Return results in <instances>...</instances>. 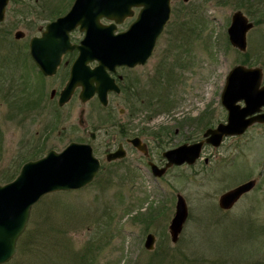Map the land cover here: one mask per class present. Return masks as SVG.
I'll return each mask as SVG.
<instances>
[{
	"label": "rangeland",
	"instance_id": "374dc122",
	"mask_svg": "<svg viewBox=\"0 0 264 264\" xmlns=\"http://www.w3.org/2000/svg\"><path fill=\"white\" fill-rule=\"evenodd\" d=\"M20 1L23 13L17 15L18 21L14 23L11 7L0 25V32L6 31L4 37L0 33V184L15 179L23 162L45 156L50 149L61 151L71 141L91 143L100 167L87 186L46 195L40 201L41 205L32 209L31 218L52 198L74 201L77 206L70 204V208L81 215L83 226L74 230L72 222L69 225L71 231L58 233L68 242L67 249L71 252L65 253L67 249H64L62 255L50 246L38 255L35 249L28 250L25 239L6 264H76L71 261V256L82 253L88 246L92 252L87 251L84 264H264L263 125H253L246 134L227 139L218 149L205 143L200 158L193 165L170 168L160 177L150 172L147 163L148 160L161 163L163 150L198 142L205 129L220 122L223 115L220 95L226 74L232 67L238 64L259 67L264 81V9L252 17L226 0H171L170 20L158 35L147 64L137 70L148 82L158 68L157 88L166 91L171 104L165 105L166 108L159 106L153 114L142 109L128 119L126 109L130 110L131 104L126 106L125 96L120 94L112 98L116 119L113 116L112 121H104L96 116L95 110L99 108L96 102L80 103L77 91L59 107L56 103L64 82L62 70L45 77L30 63L29 39L40 35L46 23L63 15L73 0ZM183 6L197 9L201 19L186 39H180L182 33L173 30L171 25L178 19L175 12ZM54 7L58 8V15L48 17L47 13ZM236 10L242 11L250 21L260 20L247 31L244 53L228 43L226 33ZM136 13L135 10L132 17L119 24L117 31L125 30ZM16 30L24 32V37L15 39L13 32ZM82 36L83 32L78 29L70 34L72 41H78ZM167 69L174 73L171 81L165 78ZM38 88L41 92L39 100ZM52 89L56 91L54 97L49 94ZM7 92L11 97L5 96ZM28 100L23 110H18V105ZM132 103L135 106V99ZM82 108L84 119L88 121L85 127L78 124ZM119 109L124 110L123 115ZM119 123L128 124L124 127L127 137L136 135L141 127L150 132L167 127L171 132H163L162 139V133L156 139L149 133L138 134L147 143L151 158L123 142L126 157L119 162H107V146L114 149L115 140L123 137L118 134ZM105 128L109 130L108 136L103 135ZM94 130L99 134L95 141L89 138ZM225 146H229L230 154L241 153L245 162L249 157L260 160L255 170L261 180L259 205L254 211L244 213L241 222L244 230L257 233H225L234 229V215L242 210H238L240 205L247 203L243 201L228 216H223L217 206L216 200L230 183L222 178L224 173L218 162L225 154ZM207 157L212 161L210 165L204 162ZM234 173L232 171L230 175ZM177 193L186 200L188 217L178 239L172 242L168 224L174 213ZM148 233L155 236L151 250L143 247ZM160 250L164 253L157 254Z\"/></svg>",
	"mask_w": 264,
	"mask_h": 264
},
{
	"label": "water",
	"instance_id": "95a60500",
	"mask_svg": "<svg viewBox=\"0 0 264 264\" xmlns=\"http://www.w3.org/2000/svg\"><path fill=\"white\" fill-rule=\"evenodd\" d=\"M187 1V0H184ZM170 0H74L68 12L53 19L45 25L39 36L29 41V53L33 63L43 75L55 74L62 55L74 49L78 55L70 67V75L59 92L57 104L66 103L75 88L80 86L79 99L86 102L97 93L99 102L107 103L106 93L112 86L105 88L107 74L104 69L116 64L130 67L143 64L152 54L158 35L167 23L171 7ZM6 0H0V22L4 20ZM133 7L140 8L135 21L126 31L114 33L116 24L126 16L133 15ZM101 17L112 20L104 25ZM227 29L228 40L232 47L241 52L246 51V33L253 27V22L240 10L232 13ZM84 32L79 43L72 44L69 33L77 28ZM20 39L24 32H14ZM98 61L94 68L88 62ZM262 69L235 65L226 77V84L221 92V102L228 110L226 123H218L214 128L204 131L202 140L183 143L162 155L167 159L164 167L150 162L151 173L161 176L166 169L184 162L192 164L199 158L204 143L218 146L223 136L241 134L246 127L256 120L264 122V114L258 119L248 117L264 105V85L259 87ZM94 83L97 85L94 86ZM52 89L50 97L54 96ZM244 102L240 107L237 102ZM83 110L80 118L82 119ZM93 136V134L91 135ZM139 152L147 155V145L139 137L128 141ZM126 151L122 145L106 155L107 161L122 159ZM100 161L93 155L92 146L88 143L71 141L61 151L50 149L45 156L24 162L15 179L0 184V264L8 262L15 254L17 242L25 231L32 207L43 196L58 192L71 191L88 185L95 177ZM253 182L242 184L221 194L219 206L230 208L239 196L251 188ZM181 194H176L175 210L168 225L172 242H176L188 208ZM144 246L153 248L155 236L145 235Z\"/></svg>",
	"mask_w": 264,
	"mask_h": 264
},
{
	"label": "flooded vegetation",
	"instance_id": "af4514ba",
	"mask_svg": "<svg viewBox=\"0 0 264 264\" xmlns=\"http://www.w3.org/2000/svg\"><path fill=\"white\" fill-rule=\"evenodd\" d=\"M6 1H7V4H6V7H5V18H4V20L2 22H4L5 19H6V11H8L12 7V11L11 12L13 14V17L15 16L14 17V23H15L19 19L17 17V15L20 12L23 11L21 9V7H20V4L22 2L20 0H6ZM66 6L67 5L64 4V8H66ZM135 10L138 12L139 9L136 8ZM102 20H105V22H102L104 24H107V23L111 22V21L106 20L105 18H103ZM2 22H0V25L2 24ZM120 31H122V30H120ZM0 33H1L2 37H4L6 35V31H2ZM17 40H19V39H17ZM79 40L78 41H72V43H77V42H79ZM77 54H78L77 50H72V51L64 53L62 58H61L60 65L58 66V68H57L55 73H57L59 70H62V73L64 74V82L68 79V77L70 75V72H69L70 71V67H71V65L73 63V60H75ZM30 61H31V59H30ZM97 64H98V62L94 61V62H91V63H89L87 65H88V67L92 68V67L96 66ZM146 64H147V61L145 63H143V64H137V65H135L133 67H130V66L124 65V64H116L112 68L104 69L106 74H107V76H105L107 81H106V83L103 84V87L105 89V88H107V87H109L111 85L112 88H110V90H107V93H106V98H107L106 101H107V103H105V105L102 104L101 102H99V98H98L97 93L96 94L94 93V95L88 100V101L94 100L96 102V104L99 106V108H97L95 110L96 116L100 117V119H102L104 121H112L113 120V116H114V114L112 112V110L114 109L113 99L112 98L114 96H117V95H120V94H124V96H125V100L124 101H126V106H127V104H131L132 100L135 99V96H137L140 93H142L141 90H143L145 88L147 89V80L142 79L143 75H139L137 73V70H139V68H144V66ZM32 66L34 68L35 65H32ZM262 77H263V74H262ZM225 84H226V77H225V82L223 84V87L225 86ZM63 85H64V83H63ZM96 85L97 84L94 83V86H96ZM262 85H264V81L263 80L261 81V84L259 85V87H261ZM80 90H81V87L78 86L75 89V91H74V92L77 91L78 99H79ZM88 101H86V102H88ZM80 103H82V102L80 101ZM84 103H82V104H84ZM237 104L240 107L244 106L243 105L244 104L243 101L242 102L238 101ZM64 105H65V103H64ZM82 109H84V108H82ZM82 109H80V111ZM128 110L129 109L127 107V109H126L127 117H128V119H131V115H130V112ZM118 111H119L120 115L124 114V110L123 109H119ZM222 111H223V115L221 116L222 119L220 120V122L225 123L227 121V117H228V110L226 109V107L222 106ZM84 113H85V110H84ZM263 114H264V105L259 109V111H256L253 115H250L248 117H253L255 119H258L259 116L263 115ZM115 119H116V117H115ZM86 122H88L87 119L85 120L84 117H83V120L80 121V117H79V123L78 124H80L81 126L85 127V124H87ZM127 125L128 124L123 125L122 123H119V131H118L119 133L118 134L119 135H123V137L120 138V140H118V141L115 140V137H114L113 140H115V143H114L115 148L110 150V147L107 146L108 151L106 150L105 155L108 154L109 152L114 151L115 149H117L119 145H122L124 147V145H123L124 143L129 144V142H128L129 139H131V138H133L135 136H138V134H136V135H131L130 137H127L125 135L126 133L124 131L125 130L124 127L127 126ZM216 125L211 126V128L215 127ZM253 125H263L264 126V122H260V121L256 120L254 123L248 125L246 127V129L243 131V133H241V134H233V136L232 135H227V136L222 137V140H221V142H220V144L218 146H212L211 144H209V145H211L214 149H218L220 147H223L227 139H229V138H239V137L243 136V134H246L248 129L251 128ZM91 132H93L94 135L91 136L89 134V138L91 140H93V141L97 140V137H99V134H97L95 132V130L91 131ZM107 132H109V130L108 129L106 130V128H105L103 130V135L104 136H108L109 133H107ZM138 137H140V136H138ZM123 138H124V140H123ZM141 140H142V138H141ZM85 143H89V142L85 141ZM89 144H91V143H89ZM129 147H130V149H135L130 144H129ZM228 147L229 146H225L224 147L225 149L223 150V154L224 153L225 154L221 158H219L218 162H219V165L221 166V168L223 170V173H224V176L222 178L224 180H227L230 183H229L228 188H226L225 191L221 192L220 194L228 191L229 189H233V188L238 187V186H240L242 184L248 183L250 181L253 182V185H252L251 188H248L247 191L242 193L239 196V198L236 199V201L232 204V206L230 208H227V209L219 208L218 201H217L218 199L216 200L217 201V206L219 208V211H220V213L223 216L230 215L232 210H235L237 207H239V205L243 201L247 202L246 205H243L242 207L240 205V208L238 210H240V209H242V210L238 211L236 213V215H234V219L232 221L233 225H234V229H232V230H230L228 232H225V233H257L255 231H251V230H248V231L244 230L241 227V222L244 219L243 218V214L244 213L250 212L251 210L254 211V209L256 207H258V205H259L258 192L260 191V189L258 187L260 186V181L261 180H260V178H258L255 170H256V166H258L260 164V160L258 159L256 161V159L249 157V158H247L248 162H245L243 160V158H242L243 155L241 153H234V154L231 153L230 154V152L228 150ZM147 148H148V145H147ZM93 150H94V148H93ZM212 152H214V151H212ZM148 154H149V151H148ZM148 154L144 155V156L147 157V158H151V155L150 154L148 155ZM204 160H205L204 162H205L206 165H210L211 162H212L211 159L208 158V157L205 158ZM116 161H118V160L111 161V162H116ZM255 161H256V163H255ZM149 162H152V160H148L147 161L148 164H149ZM166 163H167V159L161 153V163H159V164L155 163V164L158 165V167H164ZM261 163L264 165V161H262ZM184 165L191 166L193 164L188 165L186 163H183L181 165H172V166H169L166 169V171L168 169H170V168L172 169V168H175V167H182ZM249 168H252V170H250ZM211 169L214 170L216 168L215 167L212 168V166H211ZM227 171H228V174H227ZM232 171H233V173L234 172L235 173L233 175H230V173ZM165 173L166 172L164 171L163 175ZM215 207H216V205H215Z\"/></svg>",
	"mask_w": 264,
	"mask_h": 264
},
{
	"label": "trees",
	"instance_id": "16d2710c",
	"mask_svg": "<svg viewBox=\"0 0 264 264\" xmlns=\"http://www.w3.org/2000/svg\"><path fill=\"white\" fill-rule=\"evenodd\" d=\"M230 1L234 8L236 9H243L246 11V13L249 16H254L257 12L264 9V0H226ZM58 8L54 7L53 9H50V12L47 13L48 17H54L58 14H56V10ZM198 10L192 8H184L181 7L178 9L176 14V21L173 22L172 27L173 30L182 33L180 34V39H186L185 36H190L192 34V30L196 23H200V16L197 13ZM23 13V11H22ZM56 14V15H54ZM181 17V18H180ZM180 18V19H179ZM255 24H258L260 20L256 19L254 20ZM176 27V28H175ZM178 40H179V36ZM180 41V40H179ZM245 55V54H244ZM248 54H246L247 56ZM178 60V58H177ZM156 71L152 76L149 77L147 82V89L141 90L142 93L135 96V106L131 102L130 112L131 117L135 116L137 112L141 111L142 109H145L146 111H149V114L156 113L158 111L159 106L166 107L171 104L170 98H168L167 93L165 90L157 88V77H159V74L157 72L158 68L155 69ZM174 73L170 69L165 70V78L168 81L173 80ZM37 92L40 94L37 96L38 100L41 97L40 89H37ZM6 97H11L10 93L7 92ZM29 103V100L18 105V110H23V106H26ZM165 107V108H166ZM128 126V125H127ZM139 132L137 134H150L154 139L155 137H160L162 133L163 138V132H171L169 128L167 127H160L158 131H148L145 127H141ZM167 132V133H168ZM160 139V140H161ZM9 173H7L6 176H8ZM119 174V173H118ZM119 176L124 179L123 174H119ZM10 179V177H9ZM61 192H55L52 193V195L59 194ZM68 203V204H67ZM70 204L77 206L73 200H66L62 198H52L49 200V202L44 203L42 205L41 211L38 213H35L32 215V218L29 221L27 228L25 231H23V235L18 241V246L20 247L21 241L25 240L27 242V248L28 250L35 249L38 252V255L46 252L47 249L50 246H54L55 251L59 252L60 254L64 255V249L68 248V242H66L63 236L59 235L58 233H68L71 231L70 224L73 222V229L77 230L76 228H80L83 226V220L81 215L73 213L72 209L70 208ZM41 204H36L33 209L36 207H39ZM64 231V232H63ZM91 248L88 246L83 249L82 253H78L71 256V261H73L76 264H84L85 258H87V251L89 252ZM71 252L70 249H67L65 253ZM92 252V250H91ZM158 253H164V250H160ZM31 254V253H30ZM36 254V253H33Z\"/></svg>",
	"mask_w": 264,
	"mask_h": 264
}]
</instances>
